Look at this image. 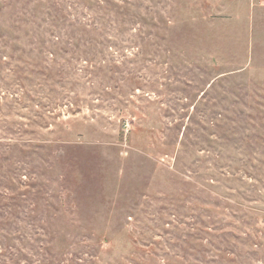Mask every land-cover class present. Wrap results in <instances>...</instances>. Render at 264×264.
Returning a JSON list of instances; mask_svg holds the SVG:
<instances>
[{
  "label": "rangeland",
  "instance_id": "1",
  "mask_svg": "<svg viewBox=\"0 0 264 264\" xmlns=\"http://www.w3.org/2000/svg\"><path fill=\"white\" fill-rule=\"evenodd\" d=\"M0 264H264V0H0Z\"/></svg>",
  "mask_w": 264,
  "mask_h": 264
}]
</instances>
